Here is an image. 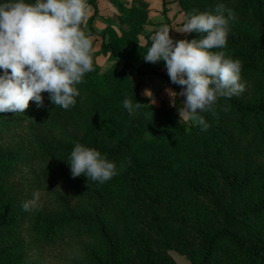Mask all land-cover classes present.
Returning <instances> with one entry per match:
<instances>
[{
  "label": "trees",
  "instance_id": "1",
  "mask_svg": "<svg viewBox=\"0 0 264 264\" xmlns=\"http://www.w3.org/2000/svg\"><path fill=\"white\" fill-rule=\"evenodd\" d=\"M181 3L188 17L218 3L233 10L227 43L214 51L241 61L246 90L201 113L206 131L187 129L175 107L149 105L134 77L157 71L143 60L145 12L130 9L103 43L121 68L102 72L94 51L74 106L43 93L44 107L0 113V232L17 256L0 264H175L173 250L196 264H264V0ZM125 98L139 110L130 115ZM77 142L118 174L103 184L73 178L65 160Z\"/></svg>",
  "mask_w": 264,
  "mask_h": 264
},
{
  "label": "clouds",
  "instance_id": "2",
  "mask_svg": "<svg viewBox=\"0 0 264 264\" xmlns=\"http://www.w3.org/2000/svg\"><path fill=\"white\" fill-rule=\"evenodd\" d=\"M89 14L88 0H0V113H24L30 101L44 107L43 93L55 107L67 110L76 104L77 85L94 70L93 37L84 30ZM234 18L232 9L218 3L186 19L180 32L196 33V38L174 40L164 25L143 53L145 62H163L171 83L181 87L179 93L165 90L180 121L204 131L209 125L201 113L212 110L218 98L245 90L241 61L214 51L226 45ZM144 95L153 93L146 89ZM177 96L184 97L182 106L176 105ZM122 106L132 115L140 103L125 98ZM65 161L73 178L83 175L103 184L118 174L114 161L79 142ZM38 198L34 193L21 207L29 211Z\"/></svg>",
  "mask_w": 264,
  "mask_h": 264
},
{
  "label": "rangeland",
  "instance_id": "3",
  "mask_svg": "<svg viewBox=\"0 0 264 264\" xmlns=\"http://www.w3.org/2000/svg\"><path fill=\"white\" fill-rule=\"evenodd\" d=\"M97 5L98 10L95 12L88 0L90 14L86 22V30L93 37L94 51L98 55L97 60L102 72L113 67L121 68L123 64L122 61L114 60L110 54H104L103 43L108 40L113 31L118 33L121 18L125 14H128L129 10L133 7L145 12V18L137 23L142 28L141 41L143 44L151 43L152 34L164 25H167L170 30L172 29L170 36L174 40L188 39L191 34L180 32L186 19L189 18L186 15V10L181 0H97ZM152 67L157 71L156 74L146 76L135 75L134 77V80L140 83V93L149 105L160 107L162 103H166L169 108L174 107L171 103V98L165 90L171 88L173 91L179 93L181 87L171 83L163 62L152 63ZM146 89L153 93L152 97L144 95ZM180 97L177 96L175 100ZM153 101L155 102L153 103ZM176 105L182 106V101ZM175 111L178 114L177 107H175ZM181 122L185 124L187 129H190L194 125L191 121ZM12 244L13 240L11 236H2L0 232V257L9 262L15 261L17 257H15L13 252H4V249L12 246ZM1 253L5 256L3 257ZM169 257L175 264H196L189 255L180 251H171ZM217 264L228 263L222 259H218Z\"/></svg>",
  "mask_w": 264,
  "mask_h": 264
}]
</instances>
